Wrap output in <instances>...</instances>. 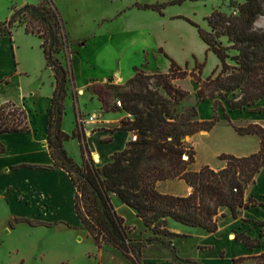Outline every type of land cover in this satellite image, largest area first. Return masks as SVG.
I'll return each mask as SVG.
<instances>
[{"label":"trees","instance_id":"trees-1","mask_svg":"<svg viewBox=\"0 0 264 264\" xmlns=\"http://www.w3.org/2000/svg\"><path fill=\"white\" fill-rule=\"evenodd\" d=\"M230 8L234 10L232 13L213 10L205 19L208 30L195 25L200 38L208 46V52L214 53L221 63L207 79L201 77L203 65L197 64L189 72L165 54L170 60L167 73L147 75L136 69L126 85L111 86L121 99L123 110L133 117L124 118L118 130L130 131L137 138L128 142L123 151L115 153L111 162L102 168L97 167L92 159L84 133H80V123L72 134L62 130L67 84L72 75L70 69L63 66L59 55L69 51L70 45L65 24L53 1L42 0L38 5H26L15 10L10 20L0 23V38L11 37L16 28L24 27L27 33L43 40L42 47L56 82L47 129L53 165L47 168H61L70 176L76 188L75 213L82 229L98 249L110 246L132 264H143L141 256L146 245L131 238V228L116 211L112 195L133 209L144 226L155 235L150 239L151 243H160L172 250L174 264L198 263L183 261L172 241L165 240L177 236L168 229L169 220L213 234L228 213L233 219H239L243 211L264 208V196L261 197L263 201L247 197L249 188L256 184L264 169V126L232 124L238 134L260 138L258 152L246 157L221 154L219 160L225 163L224 167L205 165L194 170L196 150L186 137L212 130L220 117L215 114L211 121L192 120L191 116L176 114L171 104V100L178 102L187 97V92L172 83L187 76H193L200 86L199 102H214L216 109L225 110V105L232 111L247 109L264 99V30L255 28L257 20L264 17V0L231 1ZM160 51L164 53L162 49ZM231 51L237 54L231 55ZM150 80H155L156 87L164 89L170 99L158 89H151ZM95 92L103 110L115 112L108 106L110 95L98 89ZM193 114L198 117L197 108ZM226 118L230 121L227 115ZM30 130L24 107L7 103L0 108V134ZM72 138L81 143V165L64 148L65 142ZM3 152L5 146L0 143V154ZM175 180L185 181L191 192L175 195L160 191V184ZM17 221L31 226L53 225L29 219ZM242 221L244 225L252 223L259 232L258 237L239 231L235 240L250 251L261 248L264 219L243 218ZM246 260L264 264V252L233 259L232 264H242Z\"/></svg>","mask_w":264,"mask_h":264},{"label":"rangeland","instance_id":"rangeland-1","mask_svg":"<svg viewBox=\"0 0 264 264\" xmlns=\"http://www.w3.org/2000/svg\"><path fill=\"white\" fill-rule=\"evenodd\" d=\"M41 1L0 0V23L10 20L15 10L26 5H38ZM52 1L65 24L69 41L74 43L79 41L76 46H82V43L87 44L82 55L86 59L96 58L100 67L111 71L120 70L124 76L131 75L136 69L144 71L147 75L160 74L166 68L168 70L170 68V60L165 56L166 54L181 67L188 69L189 72L193 71L197 64L203 65L201 77L207 79L219 66V60L213 53L207 51L196 26L208 30L205 19L211 15L213 10L222 8L225 12L231 1L244 3L246 0ZM255 28L264 30V17L257 20ZM160 49L164 53H161ZM236 54L237 52L231 51V55ZM230 64L233 62L230 61ZM128 81L121 86L126 85ZM150 82L152 83L151 89H158L162 95L170 99L164 89L156 87L155 80H150ZM172 83L176 88L188 93L187 97L181 101L171 100L172 108L176 114L191 116L192 120L200 119L193 114L199 100L198 90L200 87L195 78L187 76L184 79L174 80ZM112 85L119 84L110 78L104 83H98L97 89L107 93L108 96L110 95L108 98L110 108L115 112L121 111L126 117L133 119L130 114L117 105L118 101L121 103L122 101L117 96L116 90L111 88ZM212 103L214 105V102ZM100 104L102 106L101 102ZM222 109L221 107L216 109L214 106L215 114L220 117ZM201 113L205 115L206 108H203ZM203 134L204 131H201L186 137L188 143L197 151L193 169L197 170L205 165L218 168L223 162L212 154L213 149L219 146L216 132L208 137H202ZM196 141H198L199 149L195 146ZM92 159L94 160L93 157ZM74 161L79 165L82 164ZM159 189L164 193L183 192V186L177 181L162 183ZM250 189L248 197L251 194H264V174ZM112 202L118 214L124 217L126 224L131 228L130 236L134 242L146 245L142 251V262L145 264H173L172 250L160 243L150 242V239L155 235L144 226L142 220L136 216V212L123 206L119 198L112 197ZM121 206L122 208L117 209ZM263 215L264 208H261L259 211L252 210L243 213L242 217L255 220L263 219ZM65 225L66 227L51 230V237L45 240L51 244V249L44 256L37 247L38 241L41 242L40 238L37 239V235L30 237L24 230L11 235L2 234L0 264H132L113 247L105 245L98 249L82 226L73 227L68 223ZM220 225L221 234L215 235L206 234L200 228H187L170 221L168 229L177 236L165 240L172 241V244L176 246L177 254L183 261L198 264H203L202 262L230 264L232 256L245 248L240 244L229 242L227 236L232 235L235 240L236 232L247 231L252 237H257L259 232L252 223L245 224L244 228L232 229L231 218H222ZM53 226L55 225L53 224L51 227ZM11 228L16 229L14 223ZM206 243H214L218 245V249L215 251L198 249V247L206 248L201 245ZM221 244L226 246V250H222L218 254ZM262 248H264V242ZM219 255L225 258H221ZM253 255L259 254L248 251L244 256ZM178 264L188 263L180 262ZM242 264H255V261L246 260Z\"/></svg>","mask_w":264,"mask_h":264},{"label":"crops","instance_id":"crops-1","mask_svg":"<svg viewBox=\"0 0 264 264\" xmlns=\"http://www.w3.org/2000/svg\"><path fill=\"white\" fill-rule=\"evenodd\" d=\"M219 9L224 11L222 8ZM233 11L229 4L225 12L232 13ZM201 41L203 42L202 39ZM78 42L69 41V51L59 55L63 66L69 68L72 75V79L67 84L62 130L72 134L76 130L77 124L80 123V133L82 135L84 133L85 142L92 157L95 159V155H97L100 159L95 160L96 166L102 168L111 162L115 153L126 148L134 135L130 131L118 130L121 127L122 120L126 118L123 112L103 110L95 92L97 84L104 83L112 78L115 83L122 85L133 78L135 72L124 76L120 70L111 71L100 67L96 58L86 59L82 55L87 48V44L82 43V46H76ZM42 44L43 40L41 38L27 33L24 27L16 28L11 37L3 36L0 38V108L7 103H15L24 107L27 110L31 128L30 131L0 134V143L5 146V152L0 154V240H2V234L11 235L24 230L28 236L37 235V239H41L40 243L38 241L37 247L44 256L51 249V244L45 242L46 239L51 237V230L66 227V223L73 227H81L82 225L75 213L76 188L70 176L61 168L53 170L47 168L53 165L47 139V129L56 82L54 71L48 66ZM205 46L208 51V46L206 44ZM220 65L219 60L218 67ZM168 71V68H166L162 73ZM196 108L200 121H211L215 116L214 105L208 100L203 102L198 100ZM203 108H206L205 115L201 113ZM224 108L225 110L222 109L220 113L219 122L212 130L204 131V135H202V137H208L216 132L219 146L213 149V156L219 157L221 154H231L237 157H246L258 152L261 146L260 138L256 135H240L232 124L236 126H247L249 124L264 126V99L247 109L232 111L226 105ZM226 115L230 121L226 118ZM91 117L92 120H90ZM196 142L195 146L199 149L198 141ZM64 148L71 158L82 163V149L79 139H70L65 142ZM224 166L225 163L223 162L218 168ZM263 174L264 169L257 179L259 180ZM175 181L183 186V192L167 193L185 195L191 192V187L185 181ZM262 196H264L263 193L251 194L249 197L259 200ZM112 197L118 198L115 195H112ZM122 205L128 207L123 203ZM119 208H122V206L117 209ZM252 210L256 209L246 210L243 213ZM243 213L239 219H233L228 213L226 218H231L232 229L245 227L242 221ZM18 219H29L45 224H54L55 226L39 225L32 227L27 222H18ZM13 223L16 229L11 228ZM221 230L220 225L219 230L213 234L219 235ZM227 240L240 244L245 248V250L232 256L230 264H232L233 259L248 257L244 255L250 250L242 243L234 240L232 235L227 236ZM263 242L264 239L262 240V247ZM201 245L206 248L198 247L199 250L215 251L218 249V245L214 243ZM219 247L218 254L222 250H226V246L222 244ZM262 247L250 252L263 253L264 248ZM202 263L208 264L207 262Z\"/></svg>","mask_w":264,"mask_h":264},{"label":"built area","instance_id":"built-area-1","mask_svg":"<svg viewBox=\"0 0 264 264\" xmlns=\"http://www.w3.org/2000/svg\"><path fill=\"white\" fill-rule=\"evenodd\" d=\"M117 105H118L119 107H122V103H121L120 101L117 102ZM92 119H93V118L91 117L90 120H92ZM81 122H82V121H81ZM136 138H137L136 136H133L132 140H136Z\"/></svg>","mask_w":264,"mask_h":264},{"label":"water","instance_id":"water-1","mask_svg":"<svg viewBox=\"0 0 264 264\" xmlns=\"http://www.w3.org/2000/svg\"><path fill=\"white\" fill-rule=\"evenodd\" d=\"M94 160L98 161V157H97V155H95V159H94Z\"/></svg>","mask_w":264,"mask_h":264},{"label":"bare ground","instance_id":"bare-ground-1","mask_svg":"<svg viewBox=\"0 0 264 264\" xmlns=\"http://www.w3.org/2000/svg\"><path fill=\"white\" fill-rule=\"evenodd\" d=\"M204 135V134H203ZM99 159V158H98ZM100 160V159H99Z\"/></svg>","mask_w":264,"mask_h":264}]
</instances>
